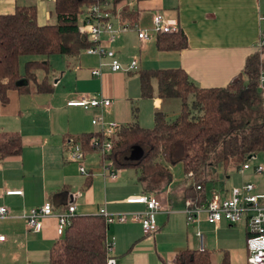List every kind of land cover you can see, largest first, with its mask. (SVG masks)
I'll return each mask as SVG.
<instances>
[{
    "label": "crops",
    "instance_id": "1",
    "mask_svg": "<svg viewBox=\"0 0 264 264\" xmlns=\"http://www.w3.org/2000/svg\"><path fill=\"white\" fill-rule=\"evenodd\" d=\"M50 3L53 2L0 0V12H12L18 4H35L37 20L43 23L50 19ZM133 10L138 14L141 27L152 25L153 13L160 11L187 37L186 47L161 50L156 47V35L140 42L135 29L122 33L109 45L125 64L137 54L139 69L180 66L199 86H225L238 76L249 54L264 49L257 46L264 26L261 19L264 0H137ZM141 19L147 20L146 25H141ZM82 51L76 56L62 55L61 58L65 59L67 68L71 67L72 72L82 75L78 84L84 90H94V95H102V83L112 78L121 80L125 78L124 72H134L112 70L106 63L107 58L100 63L97 54L84 51L89 59L86 58L87 63L82 64ZM52 56L54 54L49 56L52 66L50 80L53 83L51 92H37L32 83L28 93L9 89L8 101L2 103L0 99V130L18 131L22 137L19 153L0 157V204L6 205L10 211L9 216L0 219V233L4 234L0 240V264H49V250L58 236L56 218L52 215L44 217L41 229L33 230L28 228L22 216L23 211L42 204L46 199L51 201L54 210L62 209L71 201V192L78 189L80 193L73 199L77 214L99 213L100 207L116 213L143 210V203L128 202L126 197L150 192L139 182L137 170L131 178H127L122 173L124 167H118L115 178L102 175L103 189H100L102 186L97 188L92 171L96 167L101 168V163L94 150L85 153V162L90 165L87 174L80 173L76 162L67 159L65 139L97 130L98 127L92 128L91 119L99 109L67 104L72 97L90 94L71 93L68 97L56 94L60 77L55 73L52 61H56V57ZM93 67H99L100 73L93 74ZM152 83L156 92V80L153 79ZM137 87L140 94L139 79ZM104 92H109V89L104 87ZM110 99L111 105L104 112V117L124 123L117 99ZM153 101L152 119L156 109L166 114L170 110L178 113L181 109L178 97L161 98L155 93ZM257 158L255 163L264 165V148ZM250 163L251 166L243 172H239L233 164L219 166L214 177L203 183V201L213 193L229 195L233 186L246 181L254 183L255 191L264 194V169L257 173L253 167L255 163ZM186 180L188 183L183 182L176 187L171 181L159 193L163 208L156 214V231L146 233L140 222L131 219L106 222L107 241L113 240L111 254L116 264H175L176 253L187 247L211 250V260L215 263L227 255L229 264H249L246 243L249 232L244 222L230 224L223 219L212 224L206 220L204 212L197 214L194 221L186 220L184 200L191 196H185L184 191L193 183L187 175ZM7 189H21L22 192L7 193Z\"/></svg>",
    "mask_w": 264,
    "mask_h": 264
},
{
    "label": "trees",
    "instance_id": "2",
    "mask_svg": "<svg viewBox=\"0 0 264 264\" xmlns=\"http://www.w3.org/2000/svg\"><path fill=\"white\" fill-rule=\"evenodd\" d=\"M88 1L54 0L50 19L43 23L37 20L35 4H18L12 12H0L2 103L8 101L9 89L28 93L32 83L37 92L53 90L49 56H76L91 44L78 22V13ZM120 1L112 0L114 4ZM121 13L136 18V11L126 6H122ZM155 44L161 50L182 49L187 46V37L180 28L158 32ZM32 54L38 57L26 59L21 73L20 58ZM260 68L259 51H255L247 56L235 79L225 86L212 87L197 85L180 66L139 69L142 97L155 93L161 98L178 97L181 109L173 119L156 109L151 126L141 125L134 112L135 119L121 123L116 130L107 156L115 167L137 170L144 189L158 195L172 181L171 166L181 162L194 183L185 188V196L203 201V183L214 177L219 166L239 167L251 154H258L264 148V89H259ZM95 133L97 130L74 136L81 141L85 153L95 149L89 142ZM21 148L18 131L0 130V157L17 154ZM135 148L139 153L133 156ZM106 231L107 223L101 214L75 213L63 235L53 241L49 264H107ZM175 264H229V261L225 255L215 263L211 260V250L187 247L176 253Z\"/></svg>",
    "mask_w": 264,
    "mask_h": 264
},
{
    "label": "built area",
    "instance_id": "3",
    "mask_svg": "<svg viewBox=\"0 0 264 264\" xmlns=\"http://www.w3.org/2000/svg\"><path fill=\"white\" fill-rule=\"evenodd\" d=\"M54 2V0H48ZM137 0H122L116 4L112 0H90L78 13L79 28L91 44L83 48L86 53L97 54L103 63H106L112 70L132 71L139 67V57L134 54L128 62L122 63L116 54V51L109 44L114 42L122 33L129 29H135L140 42L149 40L157 35L158 32H172L179 29L177 24L170 23L160 11H155L152 15V25L149 27H141L138 14L136 18L130 19L121 13L122 6L133 10ZM49 11V10H48ZM264 20V14L261 16ZM257 46H264V26L261 29ZM93 74H99V67L91 69ZM259 86L264 89V65L261 66L258 76ZM67 104L80 105L85 109L98 108L99 113L91 119L93 124L98 125L97 133L90 137V144L95 148L94 151L100 158L103 176L107 178H115L118 174V167L113 165L112 160L107 156L113 146V137L120 123L114 120H108L104 117L111 105V99L102 95H79L67 100ZM67 159L76 162L80 173L87 174L88 169L85 165V152L82 143L74 136H68L64 142ZM257 154H251L237 168L239 172H243L251 166V159L256 158ZM254 170L260 173L264 169L261 162L254 164ZM197 188L200 185H196ZM7 193H21V189H7ZM80 190L71 192V201L67 205L58 210H54L49 199H46L38 206H32L23 211L26 224L29 229L40 230L42 219L46 216H54L56 218V234L63 235L69 225L73 215L76 213L75 199ZM264 194L255 191V185L251 181H246L241 185L233 186L229 195L222 196L219 193H213L206 201L198 202L192 197L184 200L183 211L188 222L194 221L197 214L204 212L206 220L212 224H217L221 220H225L230 224L244 222L247 226L249 234L246 238L247 249L249 252V264H264ZM128 202L143 203V210L130 212L111 213L104 207L99 208V214L104 216L107 223L113 221H126L128 219L140 222L142 229L146 233L157 230L158 223L156 214L163 208L161 198L155 192H143L136 195L126 197ZM10 215L8 207L0 204V219ZM4 238V234L0 233V240ZM107 264H116L113 251V240L107 241Z\"/></svg>",
    "mask_w": 264,
    "mask_h": 264
},
{
    "label": "rangeland",
    "instance_id": "4",
    "mask_svg": "<svg viewBox=\"0 0 264 264\" xmlns=\"http://www.w3.org/2000/svg\"><path fill=\"white\" fill-rule=\"evenodd\" d=\"M49 7L51 9H53V3L49 4ZM53 16L51 17V20H53ZM141 25H146L147 20H142L141 19ZM62 55L60 54H54V56L52 57H56V61L52 60L54 62V66H55V73H58L57 76H59V81H58V86L55 88L56 94H62L65 97H68L71 95V93H75V94H90V96H92L91 94L95 93L94 90L92 91H87L84 90L83 87L81 85L78 84V79L82 76L79 73H75L72 72V68H67L66 64H65V59H63V57L61 58ZM38 57V55H23L20 58V72L23 73L24 72V61L26 59L29 58H36ZM259 57H260V67L262 65H264V49L262 48V51H259ZM87 59H89V57H87L86 55H84V52L82 51V57H81V61L82 64L83 62L87 63ZM89 62V61H88ZM140 66L138 67V69L134 70V72L128 74L126 72L125 73V78L118 80L117 78H112L109 81H106L105 83H102V87L101 90L103 93L102 96L104 97H108V98H115L118 101V109L120 110V112L122 113V116L124 119H122V122H127L128 120H134L135 119V113L136 112V107H137V120L141 123V124H145V125H152L153 123V119H152V112L154 110V95L151 97H142L139 94V90L137 87V80H138V70H139ZM40 73V72H39ZM56 75V74H55ZM134 75V76H132ZM41 76V74L39 75ZM54 76V75H53ZM133 78H135L136 80H133ZM104 87H106V89H109V92H104ZM112 90V92H111ZM155 92V90H154ZM94 95V94H93ZM79 96V95H78ZM87 96V95H86ZM98 110L97 113L98 114ZM178 113L170 110L167 112V116L170 119L175 118V116ZM95 115V114H93ZM107 119V118H106ZM114 121H116L113 118ZM98 125L97 124H92V128H97ZM76 138V137H75ZM258 160V158H252L250 162L255 163ZM85 165L87 167V169L90 167V165L88 164V161L85 162ZM124 170L122 171V173H124V176L127 178H131L133 173H135V169L133 167H124ZM171 172H172V184L173 186H178L179 184L186 182L188 183V181L186 180V174L184 172L183 169V165L181 162H177L175 164H173L171 166ZM138 173V172H137ZM102 169L99 167H96L93 171H92V177H93V183H96V187L102 190L103 189V182H104V177L102 176ZM218 185V184H217ZM175 186V187H176ZM173 191L174 189H172L171 191V195L173 196ZM20 259V256H18ZM17 257L14 259L16 260Z\"/></svg>",
    "mask_w": 264,
    "mask_h": 264
},
{
    "label": "water",
    "instance_id": "5",
    "mask_svg": "<svg viewBox=\"0 0 264 264\" xmlns=\"http://www.w3.org/2000/svg\"><path fill=\"white\" fill-rule=\"evenodd\" d=\"M136 153H138V149L137 148H135L134 150H133V156H136ZM250 157V156H249Z\"/></svg>",
    "mask_w": 264,
    "mask_h": 264
}]
</instances>
